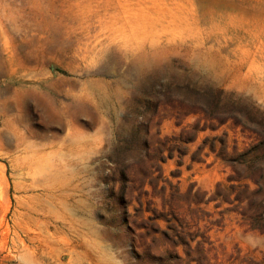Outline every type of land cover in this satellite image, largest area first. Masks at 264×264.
<instances>
[{
    "label": "rangeland",
    "instance_id": "rangeland-1",
    "mask_svg": "<svg viewBox=\"0 0 264 264\" xmlns=\"http://www.w3.org/2000/svg\"><path fill=\"white\" fill-rule=\"evenodd\" d=\"M244 154L264 0H0V264H264Z\"/></svg>",
    "mask_w": 264,
    "mask_h": 264
},
{
    "label": "trees",
    "instance_id": "trees-1",
    "mask_svg": "<svg viewBox=\"0 0 264 264\" xmlns=\"http://www.w3.org/2000/svg\"><path fill=\"white\" fill-rule=\"evenodd\" d=\"M232 108L233 109L235 108L234 105H232ZM204 109H206L205 111L208 115H213L217 113V111L221 110L222 108L220 107V101L218 100V98H213L209 100L207 106H205ZM236 115L237 114H235L232 117L238 120ZM237 123H241V120H238ZM243 158L244 159L242 160V164L240 165H243L246 168L244 170H238L239 178L240 179H246V178L257 179V181L260 182V185H261V183H263L264 181V155L263 157H259L258 154H254V156L251 157L249 154H244ZM250 219H253V218H250Z\"/></svg>",
    "mask_w": 264,
    "mask_h": 264
},
{
    "label": "bare ground",
    "instance_id": "bare-ground-1",
    "mask_svg": "<svg viewBox=\"0 0 264 264\" xmlns=\"http://www.w3.org/2000/svg\"><path fill=\"white\" fill-rule=\"evenodd\" d=\"M23 60V59H22ZM1 104L3 105V104H5V106L4 107H7V104H8V100H6V101H4V102H1Z\"/></svg>",
    "mask_w": 264,
    "mask_h": 264
}]
</instances>
